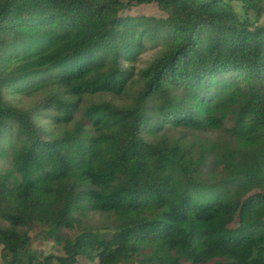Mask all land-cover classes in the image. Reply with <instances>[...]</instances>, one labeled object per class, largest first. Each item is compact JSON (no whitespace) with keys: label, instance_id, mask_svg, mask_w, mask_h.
<instances>
[{"label":"trees","instance_id":"1","mask_svg":"<svg viewBox=\"0 0 264 264\" xmlns=\"http://www.w3.org/2000/svg\"><path fill=\"white\" fill-rule=\"evenodd\" d=\"M238 1L0 0L2 264H264V0Z\"/></svg>","mask_w":264,"mask_h":264},{"label":"rangeland","instance_id":"2","mask_svg":"<svg viewBox=\"0 0 264 264\" xmlns=\"http://www.w3.org/2000/svg\"><path fill=\"white\" fill-rule=\"evenodd\" d=\"M228 1L232 3L233 7L237 12H239L240 14L243 13L241 9L240 1L238 0H228ZM124 12L129 15L144 14V15H151L157 17L165 16V14L161 12L158 9L157 5L154 3L131 6ZM262 21L264 22V15L262 17ZM156 52H157L156 48L153 47H149L147 50H145L134 64L136 68L138 69L145 67L149 63V61H151V59L155 56ZM18 97L19 95L14 96V98H18ZM84 220L87 226L98 231H103V230L107 231L108 230L107 226L109 225L110 222L109 217L94 212H90L87 215V218ZM32 248L35 250H41L45 254L48 253L61 254L60 247L55 243L51 230L32 232ZM96 263L97 260L89 261L84 257H79V261H78V264H96ZM0 264H2L1 260H0ZM119 264H127V263H119Z\"/></svg>","mask_w":264,"mask_h":264}]
</instances>
